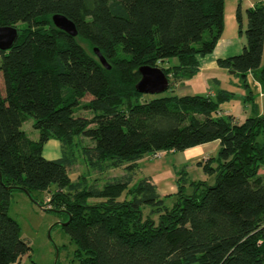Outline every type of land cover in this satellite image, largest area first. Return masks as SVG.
<instances>
[{"label":"trees","instance_id":"trees-1","mask_svg":"<svg viewBox=\"0 0 264 264\" xmlns=\"http://www.w3.org/2000/svg\"><path fill=\"white\" fill-rule=\"evenodd\" d=\"M53 15L70 20L77 36L56 29ZM236 20L242 52L217 66L242 80L254 74L264 90V6L246 11L244 31L239 10ZM7 26L18 40L0 51V264L31 251L8 216L13 191L45 194L37 204L63 217L73 264H264V115L238 124L218 115L232 98L226 92L175 95L220 39L224 0H0V27ZM171 58L176 64L163 65ZM143 66L164 72L168 96L142 100L135 85ZM28 119L36 141L21 129ZM49 140L59 143L57 159L42 155ZM214 141L215 160L197 164L214 185L189 180L183 169L173 195L160 196L147 177L134 183L145 156ZM79 163L86 172L72 180ZM117 168L122 175L100 187Z\"/></svg>","mask_w":264,"mask_h":264},{"label":"rangeland","instance_id":"rangeland-1","mask_svg":"<svg viewBox=\"0 0 264 264\" xmlns=\"http://www.w3.org/2000/svg\"><path fill=\"white\" fill-rule=\"evenodd\" d=\"M81 47L88 53H92L88 48L87 44L78 40ZM208 56L205 55L204 58ZM203 58V57H202ZM177 60L171 58L163 63V65H174ZM264 65V58L261 59V66ZM216 73L204 71L199 77H195L190 80L188 86H190L194 93H201L206 96L208 91L212 89L211 78L215 77ZM1 85V84H0ZM203 91V92H202ZM169 91H166L160 96H168ZM157 97V95H144L142 100H151ZM89 100L86 97L82 103ZM222 105V104H221ZM245 104L239 100H233L225 102L221 108L223 110L230 109L234 115L239 113L240 108ZM250 106V105H247ZM74 116H80L89 118L91 116L89 111L75 110ZM32 119H28L21 126L22 131L32 140L38 139V132L32 127ZM258 141H262L261 138ZM87 143V141H83ZM162 155L159 157L147 156L144 158L143 163L139 165V170L135 176L134 183L144 178L145 176H157L160 178L159 182V193L161 188L165 185H174L177 178V172L182 169V155L180 153L171 154L167 152H160ZM60 156L59 150L54 152L50 151L48 154V147L45 150L43 157L47 160H54ZM174 166L176 168H174ZM215 165L213 164L212 167ZM86 168L84 165L79 163L73 170H71L70 178L75 180L79 174H84ZM122 175L120 168L112 169L104 174L103 179L100 180V187L113 177ZM260 176L264 182V170H260ZM188 177L193 180L205 181L207 185L212 186L215 183L213 176L207 175L203 172L202 168L193 167L188 170ZM185 191L191 193L193 189L187 186ZM33 198H30L27 194L22 191H13L10 199L8 208V216L12 218L18 224L20 228V239L25 241L31 248L28 255L24 256L19 264H71L74 261L75 245L71 242L70 237L63 230L64 219L63 217L55 212H48L42 209L37 203L41 205L45 204V194L34 192L32 193ZM174 201L173 197L166 199V205L171 206ZM93 202V200H90ZM73 264V263H72Z\"/></svg>","mask_w":264,"mask_h":264},{"label":"crops","instance_id":"crops-1","mask_svg":"<svg viewBox=\"0 0 264 264\" xmlns=\"http://www.w3.org/2000/svg\"><path fill=\"white\" fill-rule=\"evenodd\" d=\"M257 4L264 6V0H224V28L221 34L220 39L218 40L212 53L208 54L205 58H200L198 60L199 67L197 74L175 86V95L178 97L183 96H201V97H210L215 99L216 93L218 91L226 92L230 94L232 98L225 102H230L233 100H239L245 105L240 108L239 113L234 115L233 111L230 109L223 110L219 107L218 115L221 116H232L234 121L238 124L243 122L249 117L261 116L264 115V90L262 89L260 83L252 73L245 75V80H242L241 77L229 73L224 69H221L217 66L218 59H226L232 56L239 55L243 49L244 37L240 34L239 24L236 20V12L239 10L241 14V32L245 30L246 27V11ZM262 58H264V42H263V51ZM261 58V59H262ZM204 71L216 73L215 77L211 78V84L213 85L212 89L208 91V94L205 96L204 93H194L193 89L188 86L190 80H193L195 77H199ZM247 86V90L244 89L243 85ZM203 92V91H202ZM250 105V106H247ZM48 147V154L50 151L54 152L58 149L60 153L59 143L55 140H49L43 147L42 155ZM220 149L219 141L210 142L200 146L186 149L182 152H178L182 155V169L185 170L187 178L191 181L193 180L188 177V170L193 167H199L198 163H206L215 160ZM171 154H176L177 152H167ZM164 154V153H162ZM161 154V155H162ZM60 157V156H59ZM58 157V158H59ZM147 157V156H145ZM144 157V158H145ZM142 158L138 161V166L144 161ZM215 165V164H214ZM174 168H176L174 166ZM200 168V167H199ZM181 169V170H182ZM259 169L258 175H260ZM150 179V181L156 186L157 191L159 190L160 178L157 176H145ZM214 177V176H213ZM203 181V180H202ZM161 188L160 196L173 195L176 192V185H165Z\"/></svg>","mask_w":264,"mask_h":264},{"label":"water","instance_id":"water-1","mask_svg":"<svg viewBox=\"0 0 264 264\" xmlns=\"http://www.w3.org/2000/svg\"><path fill=\"white\" fill-rule=\"evenodd\" d=\"M53 26L67 34L69 37L75 38L77 31L74 24L62 15H53L51 18ZM18 40V30L16 27H0V51L10 50ZM99 63L105 68L110 69L105 58L101 55L97 48L93 49ZM139 80L135 85L136 92L143 95H160L168 90L169 81L164 72L159 67L143 66L138 69ZM234 74V72H229ZM25 194L28 193L25 191ZM64 223L63 225H65ZM21 259L18 261L17 264Z\"/></svg>","mask_w":264,"mask_h":264},{"label":"built area","instance_id":"built-area-1","mask_svg":"<svg viewBox=\"0 0 264 264\" xmlns=\"http://www.w3.org/2000/svg\"><path fill=\"white\" fill-rule=\"evenodd\" d=\"M160 155H161V153L160 152H157V153L153 154L152 157H159Z\"/></svg>","mask_w":264,"mask_h":264}]
</instances>
